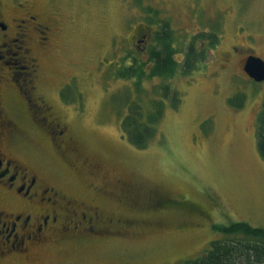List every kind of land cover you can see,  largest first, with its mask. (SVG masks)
<instances>
[{
    "label": "rangeland",
    "instance_id": "374dc122",
    "mask_svg": "<svg viewBox=\"0 0 264 264\" xmlns=\"http://www.w3.org/2000/svg\"><path fill=\"white\" fill-rule=\"evenodd\" d=\"M28 5L55 24L36 84L50 94L69 92L66 104H58L68 115L53 121L67 128L71 152L56 145L52 120L35 118L29 109L19 116L10 112L12 134L65 203L98 206L108 231L74 251L65 244L48 247L33 264H185L211 242L228 238L217 225L264 228V159L256 127L264 81L252 80L243 68L250 53L264 60V0ZM138 24L158 26L151 52L163 51L157 38L172 31L173 58L180 64L198 33L214 32L218 43L202 49L198 70L184 74L179 66L168 81L140 80L129 71L134 60L147 59L133 48ZM194 44L203 46L198 39ZM153 66L144 64L143 71L150 74ZM157 101L164 104L163 115L154 137L139 148L126 136L123 120L136 107L149 113Z\"/></svg>",
    "mask_w": 264,
    "mask_h": 264
},
{
    "label": "flooded vegetation",
    "instance_id": "af4514ba",
    "mask_svg": "<svg viewBox=\"0 0 264 264\" xmlns=\"http://www.w3.org/2000/svg\"><path fill=\"white\" fill-rule=\"evenodd\" d=\"M28 4L29 0H0V264H33L36 254L48 247L65 244L74 251L81 241L103 238L108 232L100 224L98 206L77 205L73 200L66 204L63 194L47 182L43 167L25 159L12 134L10 112L19 116L29 109L35 118L41 114L52 120L49 130L57 146L66 151L69 141L67 128L53 121L61 120L60 114L68 115L59 111L58 104H66L69 92L50 94L36 84L40 61L51 53L55 24L51 19L47 22L42 13L34 14ZM141 26L136 25L132 33L133 48L147 55L144 62L152 66L158 26ZM197 39L203 43L201 50L214 49L218 43ZM249 56L256 55L248 54L244 66ZM67 150L71 152L70 147Z\"/></svg>",
    "mask_w": 264,
    "mask_h": 264
},
{
    "label": "trees",
    "instance_id": "16d2710c",
    "mask_svg": "<svg viewBox=\"0 0 264 264\" xmlns=\"http://www.w3.org/2000/svg\"><path fill=\"white\" fill-rule=\"evenodd\" d=\"M172 31H165L157 40L163 44V51L151 52L150 61L154 66L150 74H146L143 61L134 60V67L130 68L132 76L142 80L143 76L160 77L168 81L175 75L179 66L184 74L198 70L203 62L200 48H195L197 38L209 39L212 44L217 42L218 36L214 32L200 33L190 42L182 64L174 61L175 49L171 47ZM129 74V72H126ZM140 83V82H139ZM166 85V84H164ZM141 86V84H140ZM153 104V105H152ZM149 113H141L136 107L122 123L124 132L135 146L143 148L154 137L155 125L163 115L164 104L162 101L153 102ZM264 110V109H263ZM257 146L264 159V111L259 115L256 123ZM216 231L228 237L225 240H216L210 243L209 248L200 256L186 261L185 264H264V228L253 227L247 222H234L230 225H217Z\"/></svg>",
    "mask_w": 264,
    "mask_h": 264
},
{
    "label": "water",
    "instance_id": "95a60500",
    "mask_svg": "<svg viewBox=\"0 0 264 264\" xmlns=\"http://www.w3.org/2000/svg\"><path fill=\"white\" fill-rule=\"evenodd\" d=\"M244 71L254 81H264V60L256 56H249L245 63Z\"/></svg>",
    "mask_w": 264,
    "mask_h": 264
}]
</instances>
